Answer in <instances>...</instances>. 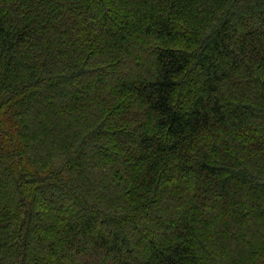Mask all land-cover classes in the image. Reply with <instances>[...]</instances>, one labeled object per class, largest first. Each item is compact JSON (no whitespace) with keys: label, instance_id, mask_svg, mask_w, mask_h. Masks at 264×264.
<instances>
[{"label":"trees","instance_id":"obj_1","mask_svg":"<svg viewBox=\"0 0 264 264\" xmlns=\"http://www.w3.org/2000/svg\"><path fill=\"white\" fill-rule=\"evenodd\" d=\"M0 264H264V0H0Z\"/></svg>","mask_w":264,"mask_h":264}]
</instances>
